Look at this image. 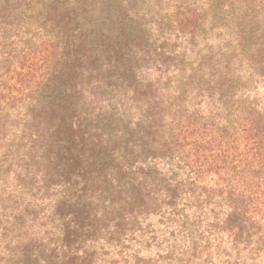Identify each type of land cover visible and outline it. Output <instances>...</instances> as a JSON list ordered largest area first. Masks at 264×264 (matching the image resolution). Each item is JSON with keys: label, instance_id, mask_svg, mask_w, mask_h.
<instances>
[{"label": "rangeland", "instance_id": "rangeland-1", "mask_svg": "<svg viewBox=\"0 0 264 264\" xmlns=\"http://www.w3.org/2000/svg\"><path fill=\"white\" fill-rule=\"evenodd\" d=\"M263 81L264 0H0V95L52 126L12 160L0 217L24 208L19 218L48 233L43 249L72 230V250L96 263L152 256L175 222L149 193L183 157L169 136L215 129L216 94L260 86L261 99Z\"/></svg>", "mask_w": 264, "mask_h": 264}, {"label": "trees", "instance_id": "trees-1", "mask_svg": "<svg viewBox=\"0 0 264 264\" xmlns=\"http://www.w3.org/2000/svg\"><path fill=\"white\" fill-rule=\"evenodd\" d=\"M227 71L224 68L216 79L227 77ZM235 87L215 96V129L187 125L180 131L185 129L188 138L176 131L169 136L183 157L165 163L160 184L149 191L174 217L168 238L155 243L150 257L142 251L128 252L129 258L114 264H264V95L260 99V86L252 90ZM197 96L203 98L200 92ZM26 101L0 95V149L12 139L15 149L0 152L5 156L1 166L6 174L0 176V191L6 188L8 174L17 176L12 160L39 149L42 126L44 130L48 126L43 110L40 119L33 122L37 116L23 110ZM170 101L164 103L173 107ZM185 139L191 143H184ZM18 174L21 177V172ZM19 207L12 206L8 212L6 208L0 217V264H105L101 255L96 263L94 253L84 251L81 255L76 248L72 250L79 242L69 230L71 222L61 223L69 232L60 243L49 240L43 249L41 243L48 233L40 236V221L19 218L24 208L12 213ZM75 227L82 230L81 226ZM95 227L92 223L82 231L89 234ZM64 251L66 254H61ZM42 253L47 254L44 260Z\"/></svg>", "mask_w": 264, "mask_h": 264}]
</instances>
